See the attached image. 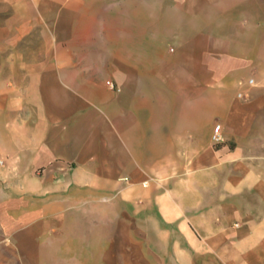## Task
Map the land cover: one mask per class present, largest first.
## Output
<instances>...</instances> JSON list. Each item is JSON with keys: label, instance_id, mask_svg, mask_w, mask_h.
Returning <instances> with one entry per match:
<instances>
[{"label": "crops", "instance_id": "crops-1", "mask_svg": "<svg viewBox=\"0 0 264 264\" xmlns=\"http://www.w3.org/2000/svg\"><path fill=\"white\" fill-rule=\"evenodd\" d=\"M14 6L51 49L0 100V264H264V0ZM125 205L157 228L110 231Z\"/></svg>", "mask_w": 264, "mask_h": 264}, {"label": "rangeland", "instance_id": "rangeland-1", "mask_svg": "<svg viewBox=\"0 0 264 264\" xmlns=\"http://www.w3.org/2000/svg\"><path fill=\"white\" fill-rule=\"evenodd\" d=\"M18 17L20 15L15 13V6H14V0H0V100H2V104H4V96H5V90L6 87L11 86L10 82H14L15 78L12 77V74L14 73L13 65L17 64L15 61L17 56L24 55L25 57H33L36 55H42L48 53L50 51L51 46L50 42L51 39L48 37L47 32L43 30H37L34 29L32 31H29L28 33L22 35L21 30L10 28L11 22H13L12 26L16 25V19L18 20ZM127 41V40H126ZM172 44H165L164 46L160 45H153L151 47L150 52L155 53H164L166 55V59L168 62V66L170 65H179V61H175L174 59L175 55L179 54V51H175L177 49V40L172 39ZM114 48V49H113ZM149 47H142V52H148ZM115 50L116 47H110V52L112 50ZM122 49L125 54L132 53L133 47L132 46H124V47H118V50ZM174 55V56H173ZM170 57V58H168ZM174 61V62H173ZM171 63V64H170ZM174 67V66H173ZM172 68V67H171ZM175 68V67H174ZM173 69V68H172ZM113 81V79H110ZM107 84V82H106ZM108 85V84H107ZM16 90H13L14 94L13 96L20 98V93H15ZM17 92V91H16ZM0 121H4L6 117V113L4 111L3 106H0ZM4 126H0V134L3 133ZM0 148V165L3 164V158L1 155ZM149 180H147L144 185L147 184ZM119 210V219L121 210L123 209L125 212V232L126 235L131 233V228L133 222L132 214L135 212L141 213L140 220L138 222L141 232L143 231H149L152 229L157 228L158 223L150 220V215L152 214V211L149 210L148 207L143 208L141 206L140 212H137V209H139L136 206H114L110 207V218L108 227L110 231L117 230L120 228V221L117 222L116 216L113 214L115 213V210ZM129 225V226H128ZM126 248L130 246V243H128V238L126 237ZM143 240H146L143 239ZM147 242V240H146ZM129 252V251H128ZM126 258H132V254L126 252Z\"/></svg>", "mask_w": 264, "mask_h": 264}, {"label": "built area", "instance_id": "built-area-1", "mask_svg": "<svg viewBox=\"0 0 264 264\" xmlns=\"http://www.w3.org/2000/svg\"><path fill=\"white\" fill-rule=\"evenodd\" d=\"M250 83L253 82V79H250L249 80ZM107 84L114 88L115 90L119 91L120 88L114 83V81L112 80H107ZM239 96L241 98H244L245 97V94L243 93H240ZM211 139H212V142L214 145H218V144H221L223 142H225V136H224V132H223V126L221 123H217L214 128H213V131H212V136H211Z\"/></svg>", "mask_w": 264, "mask_h": 264}]
</instances>
